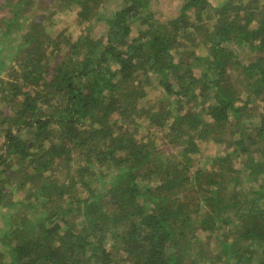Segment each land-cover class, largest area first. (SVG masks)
<instances>
[{
  "label": "trees",
  "instance_id": "1",
  "mask_svg": "<svg viewBox=\"0 0 264 264\" xmlns=\"http://www.w3.org/2000/svg\"><path fill=\"white\" fill-rule=\"evenodd\" d=\"M154 1L56 0L78 34L7 1L0 264H187L196 227L220 264H264V0H182L167 22Z\"/></svg>",
  "mask_w": 264,
  "mask_h": 264
},
{
  "label": "rangeland",
  "instance_id": "2",
  "mask_svg": "<svg viewBox=\"0 0 264 264\" xmlns=\"http://www.w3.org/2000/svg\"><path fill=\"white\" fill-rule=\"evenodd\" d=\"M7 1L9 0H0V20L5 17V15H9L10 12V6L7 4ZM14 3L18 0H12ZM224 1V0H215L213 3L215 5H218V2ZM56 0H32V5L30 9H24L22 17L20 19V22H24V25L26 26V21H24V18L26 15L30 12L33 17H37L39 14H45L44 25L46 29L50 32H56V31H74L76 34L82 33L83 29L81 26H77L76 18L77 13L76 11L71 12H54V10L51 7V5L55 4ZM182 6V0H160L158 2L154 1L152 4V10L155 13L156 17L160 19V22H167L170 19H174L179 15L180 8ZM115 8V5L111 7V9ZM30 18V19H31ZM23 25L21 34H23L27 29ZM71 27V28H70ZM98 31H104L103 27H100L97 29ZM1 37V36H0ZM3 48V45L0 41V50ZM3 53L0 54V62H3L7 67H5L4 70H2L1 73V79L5 81L11 80V74H12V66L14 63H17L15 61H12V55L10 54V51L8 48L4 47L2 50ZM201 55L206 56L207 52L204 50V47L202 48V51L200 52ZM237 53L242 56L243 53H241V50L238 49ZM16 58V57H15ZM14 59V58H13ZM238 79V75L235 71H231V80L235 82ZM161 96L160 90L149 88L148 96L144 100V103L142 104V107L149 106L152 104H155L157 98ZM2 97V93L0 92V98ZM1 105V103H0ZM142 124V123H141ZM146 130H142L140 133V138L144 139L146 137ZM4 143V137L3 135H0V145ZM202 155H198L195 157V168H201L202 166H205L204 163L206 162V159L209 161L211 160V157L215 156L217 153H222V148L219 147L214 142H208V143H202ZM206 158V159H205ZM14 188V187H13ZM12 188V189H13ZM14 201L18 202L23 199H25V195L21 192L16 193L13 195ZM3 209V208H2ZM7 210V209H6ZM3 218H0V226L3 225L4 219L8 218V212L3 214ZM37 215V213H36ZM3 220V222H2ZM195 236L199 238L202 242V251L201 253H204L203 259L201 256L197 255L196 253H192L191 260L187 264H220L215 259V254L218 252L216 249L217 247V240L214 235H211L210 232H205L203 229H200L199 227H196ZM109 247V246H108Z\"/></svg>",
  "mask_w": 264,
  "mask_h": 264
}]
</instances>
